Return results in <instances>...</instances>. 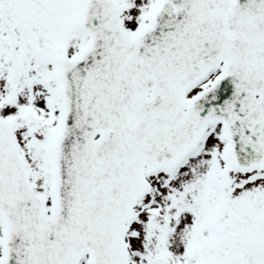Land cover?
<instances>
[{
	"label": "snow or ice",
	"instance_id": "1",
	"mask_svg": "<svg viewBox=\"0 0 264 264\" xmlns=\"http://www.w3.org/2000/svg\"><path fill=\"white\" fill-rule=\"evenodd\" d=\"M0 264H264V0H0Z\"/></svg>",
	"mask_w": 264,
	"mask_h": 264
}]
</instances>
